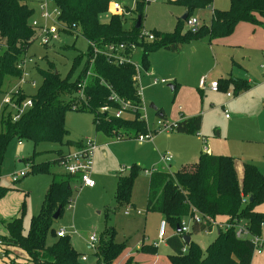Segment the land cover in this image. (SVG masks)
Wrapping results in <instances>:
<instances>
[{
    "label": "rangeland",
    "instance_id": "obj_1",
    "mask_svg": "<svg viewBox=\"0 0 264 264\" xmlns=\"http://www.w3.org/2000/svg\"><path fill=\"white\" fill-rule=\"evenodd\" d=\"M115 1L126 11L125 27H130L136 18L133 1ZM28 4L35 8L36 0H28ZM227 6L229 0H212L210 6L194 9L191 16L196 17L199 25H209L211 7L224 9ZM183 12L184 8L173 0H149L143 8L140 29L157 37L172 33L177 28H185V20L178 21ZM109 16V12H104L99 19L105 22ZM38 17L34 9L33 18ZM87 49L88 42L80 35L60 32L49 45H43L34 38L22 62L23 77L27 80L22 84V89L27 94H33L42 82L43 71L49 69L50 64H53L59 76L74 82L84 66ZM237 50L224 41H208L203 37L182 42L179 51L158 46L148 51V64L143 67L141 49L136 46L131 52V62L135 64L138 75L139 112L150 134V138L143 141H139L137 136L108 139L101 128H95L94 114L85 109L66 110L65 127L68 133L61 143L40 142L33 147L29 140L17 144L16 138H12L0 160V187L5 190L0 196V234L7 232V221L19 217V230L25 236L31 218L39 212L43 203L52 174H62L69 180L71 200L53 220L52 227L55 232L60 228L66 230V236L79 256L87 258L82 264H96L94 247L87 243L88 236L95 234L100 238L106 228H113L118 239L128 237V245L139 241L136 248L125 247L116 258V264H126L132 256L134 260L131 264H172L168 255L173 251L164 240L173 234V228L166 223L165 234L160 241L157 231L163 217L157 212L145 210L150 170H166L168 165L178 168L193 163L197 161L201 149L206 147L210 153L232 158L239 182L243 163L254 165L264 175V68L259 67L264 56L262 52L252 55L247 61ZM153 77L164 79L165 83L153 85ZM201 78H205L206 83L217 80L221 87L214 92L206 86L202 88L199 86ZM236 79L246 82L247 86L237 88L234 84ZM15 81L16 78L4 79V88H9ZM168 84L176 88L171 90ZM151 104L161 109L165 117L157 115ZM97 112L100 120L108 119L105 113ZM196 114L201 116V126L192 134L177 133L165 126L181 115ZM106 120L101 123L105 124ZM67 139L83 144L91 139L96 144L90 172L93 186L84 185L79 173L69 178L60 165L56 162L51 164L58 153L73 152L77 148L66 144ZM162 155H170L171 159L166 162ZM31 158L32 163L43 164L47 170L28 172L13 180L17 172L30 167L31 162L29 164L24 159ZM131 173H134L130 194L132 206L124 208L115 201L116 185L119 176H129ZM253 208L264 214V197ZM125 209H128V214H124ZM261 235L264 241V222ZM215 236V230L200 231L192 234L191 240L204 248ZM55 238L49 232L46 243H51ZM141 243L155 247V250L144 252ZM261 247L260 253L253 252L250 264H264V243ZM11 251L18 255L15 264H23L25 260L21 254L24 252L18 247H13ZM130 252L131 258L126 259Z\"/></svg>",
    "mask_w": 264,
    "mask_h": 264
},
{
    "label": "trees",
    "instance_id": "obj_2",
    "mask_svg": "<svg viewBox=\"0 0 264 264\" xmlns=\"http://www.w3.org/2000/svg\"><path fill=\"white\" fill-rule=\"evenodd\" d=\"M111 1L115 0H52L59 9L58 22L66 28L64 33L80 35L87 40L85 63L74 82L59 76L53 64H50L49 69L43 71L42 82L36 91L33 94L24 91L20 94V98L30 97L32 106L15 121L12 120L9 110L1 113L0 160L12 138L17 141L29 140L33 147L40 142L61 143L68 133L65 127V113L70 109L92 112L95 128H101L108 139L147 134L145 119L138 110L119 118L105 113L107 120H100L96 116L98 112L95 113L104 105L112 109L118 107L117 102L109 99L111 92L133 105L141 106L137 70L133 63L127 60L131 52L130 44L140 47L141 65L146 67L148 51L158 46L178 50L185 41L203 37L212 41L228 36L241 21L258 26L264 24V0H229L226 9H212L209 25L197 23L194 27L177 28L172 33L157 37L153 33V40L142 41L139 38L141 17L149 0H132L134 12L136 16H140L138 28L135 27L136 18L130 27H125L124 15L110 13L107 21H100V14L108 12ZM173 1L184 8L186 17H179L178 21L185 22L191 17L194 9L210 6L212 2ZM34 9L29 6L28 0H0V99L7 89L4 88V79H17L22 75L23 69L18 65H22L25 53L34 40V29L30 25ZM90 43L98 49L97 53H94ZM119 43H123L125 48L115 51L116 56L107 57L104 54L108 47L114 49ZM120 58L125 60L120 61ZM82 81V95L75 97L74 94L78 95L77 85ZM217 83L219 89L221 85L219 81ZM234 84L240 89L247 86L246 82L237 79ZM175 88L173 85V89ZM156 113L162 118L165 117L161 109H156ZM104 120L105 124L101 123ZM200 126V115L182 116L174 122L172 131L192 134ZM66 144L79 147L81 141L67 139ZM63 157L64 153H58L51 164L56 162L60 165ZM24 160L29 161V164L31 162L27 173L47 170V166L43 164L32 163V158ZM170 168L171 166L166 170L149 171L146 211L159 213L164 221L175 229L179 227L182 218L198 214L205 222L192 224L187 233L190 236L209 227V219L241 220L248 225L250 234L260 235L264 214L255 211L253 206L264 197V175L254 165L243 163L242 178L239 182L230 156L215 155L202 150L197 161L181 165L173 172ZM133 174L119 176L117 181L115 201L124 205V208L132 206L130 194ZM66 177L62 174H52L43 203L39 212L31 218L29 231L25 236L21 235L19 230V217L5 223L7 233L0 235V239L8 258L12 248L18 247L25 253L23 264H82L69 237H57L52 227V215L55 210L60 207L61 211L71 200L70 183ZM4 192V187H0V196ZM49 232L56 238L47 244L46 235ZM127 241L128 237L118 239L113 228H106L94 247L96 264H114L115 259L128 245ZM164 242L173 251L168 255L172 264H250L253 255V245L249 238H237L232 228L218 230L214 239L204 249L190 239L186 253H180L184 242L180 239L179 232L168 236ZM140 246L144 252L151 253L155 250V247L144 246L143 243ZM8 264L15 262L10 261Z\"/></svg>",
    "mask_w": 264,
    "mask_h": 264
},
{
    "label": "built area",
    "instance_id": "obj_3",
    "mask_svg": "<svg viewBox=\"0 0 264 264\" xmlns=\"http://www.w3.org/2000/svg\"><path fill=\"white\" fill-rule=\"evenodd\" d=\"M35 10L38 13V19L32 18L31 20V27L34 29V38H37L41 44L43 45H49L52 41L56 40L58 38V35L60 32L66 31V28L63 27L58 22V16H59V9L53 4L52 0H36V6ZM108 12L115 14V15H126V11L124 8L120 5L117 1H111L108 5ZM197 19L194 16L189 17L186 20V25L188 27H194L197 25ZM139 38L142 41H151L154 39V35L151 32H144L141 30L139 34ZM90 46L93 48L94 53H97L98 49L94 47L93 44L90 43ZM137 46V44H130L129 48L132 50ZM125 45L123 43H119L118 46L114 49L109 48L104 52V54L107 57L116 56L114 54L115 51H121L124 50ZM131 52L129 59L131 61ZM121 60H125L124 58H120ZM133 63V62H132ZM135 69L136 66L133 63ZM18 67H22V65H18ZM260 68H264V65L261 64ZM27 80L23 77V72L20 77L16 79L14 83L10 85L9 88L5 90L3 93L1 99H0V117L1 113L5 110H9L12 115V120H17L27 109H29L32 106V100L30 97H24L20 98V94L23 93L22 84L25 83ZM165 83L164 79L153 78L152 84L155 85L157 83ZM31 85L34 86V83L31 82ZM78 95H82V89L84 86V81L78 83ZM199 86L207 87L211 91H217L218 90V83L216 80L210 81L209 83H206L205 78H201L199 80ZM138 94L140 95V90H138ZM229 95V93H227ZM109 99L117 102L118 107L117 108H111L108 105L101 106L98 110L102 113H109L112 114L114 117L119 118L121 116H125V114H128L130 112H135L136 110L139 111L140 106L133 105V103L127 101L126 99L118 96L116 93L111 92V95L109 96ZM175 122V121H174ZM174 122L167 125L166 127L172 130V127L174 126ZM150 138V134H141L137 136V139L139 141H143L145 139ZM17 144H21V141H17ZM96 148V144L89 139L84 144L81 142V145L77 147L73 152H67L64 154V157L61 161L60 166L63 168L65 173L69 174L71 176L74 173H79L81 182L86 185L87 187H91L94 185V182L90 176L91 168H92V156L93 152ZM203 151H207L206 147H203ZM162 159L166 162L171 159L170 155H162ZM28 169H23L17 172L13 176V180H17L20 177L24 176L27 173ZM128 209H125L124 214H128ZM136 213H139L138 211ZM209 227H205L202 229V232H210L211 230H215L216 232L218 230H227L229 228L234 229L235 236L237 238H243L248 237L253 245V252L260 253L261 252V246L264 243L262 237L260 235L256 234H250L248 225H246L241 220H233V221H227L224 219H209ZM201 222H205V219L200 217L198 214L194 213L191 217L188 218H182L180 221V239L184 242L182 236L188 235L187 233L190 231L192 224H200ZM263 223H261L262 226ZM165 227L166 222L164 219H162L159 222L158 231H157V237L160 241L163 240L164 234H165ZM75 233V230H74ZM56 236L57 237H64L66 236V230L64 228H60L56 230ZM190 236V235H189ZM98 241V237L95 234H90L88 236L87 243L90 244L92 247H95L96 243ZM4 245L2 240L0 239V263H10V261H14L13 258H8V256L5 254ZM187 252V243L184 242V245L180 249V253H186ZM81 261L86 260V256L82 255L80 256ZM16 263V262H15Z\"/></svg>",
    "mask_w": 264,
    "mask_h": 264
},
{
    "label": "crops",
    "instance_id": "obj_4",
    "mask_svg": "<svg viewBox=\"0 0 264 264\" xmlns=\"http://www.w3.org/2000/svg\"><path fill=\"white\" fill-rule=\"evenodd\" d=\"M226 8H224V9H226ZM211 11H212V7H211ZM184 12H185V10H184ZM215 40L224 41L225 43L229 44L232 48L234 47V48L238 49L237 51H239V53H241L244 58L246 57L245 60H247V61L249 60V58L252 57V55H259V53H262V52H263V56H264V24L258 26V25H252V24H250L248 22L241 21V22H238L235 25L234 30H233V32L230 35L225 36L223 38H218V39H215ZM179 48L176 51H179ZM172 51H175V50H172ZM257 60H260V59L258 58ZM263 62L264 61H260L259 62L260 63L259 67H260L261 64H263ZM147 64H148V62H147ZM262 75L264 76V71L262 72ZM153 78H155V77H153ZM211 81H214V80H211ZM151 83H152V81H151ZM182 116L183 115H181L180 117H182ZM180 117H178V119ZM202 150L203 149H201V151ZM206 152L210 153L209 151H206ZM169 166L170 165H168V167ZM241 178H242V174H241ZM172 228H173V234H175L176 233V229L174 227H172ZM6 233L7 232L5 231V233H2L0 235H6ZM169 236H171V235H169ZM260 236L262 237L261 231H260ZM190 239H191V236H190ZM138 244H139V241H136L135 243L127 245L126 247L129 248V246H132V247L136 248V245H138ZM204 248L201 247V249H204ZM9 256H10V258L14 257V261L17 263V260H16V258L18 257L17 254L10 253ZM130 256H132V252H130V255H127L125 258L126 259H128V258L130 259L131 258ZM21 257L22 258H26L25 257V253L21 254ZM136 258H137V255H135V259ZM86 260H87V258H86ZM133 260H134V258L132 256L130 264H131V262ZM115 261H116V259H115ZM115 261H114V264H116ZM82 262H84V261H82ZM124 262H125V259H124ZM0 264H8V263H0Z\"/></svg>",
    "mask_w": 264,
    "mask_h": 264
},
{
    "label": "water",
    "instance_id": "obj_5",
    "mask_svg": "<svg viewBox=\"0 0 264 264\" xmlns=\"http://www.w3.org/2000/svg\"><path fill=\"white\" fill-rule=\"evenodd\" d=\"M185 17H186V12H184V13L180 16L181 19H185ZM139 23H140V16L138 15V16H136V23H135V27H136V28L139 27ZM168 86L171 88V90L173 89V85L168 84ZM150 107H152L154 110L157 109V108H156L154 105H152V104L150 105ZM170 169H171L172 172L176 170L174 167H171ZM68 187H69V186H68ZM250 199H251V197H250ZM59 213H60V207H58V208L55 210V212H54L53 215H52V219H56V218H58ZM176 232H180V228H179L178 226L176 227ZM182 238H183V240H184L185 243H188V242L190 241V236H189V235H183Z\"/></svg>",
    "mask_w": 264,
    "mask_h": 264
}]
</instances>
